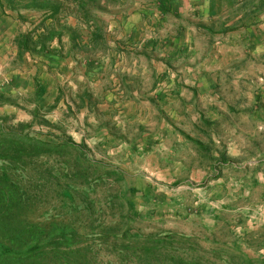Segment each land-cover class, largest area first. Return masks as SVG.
Masks as SVG:
<instances>
[{"label": "rangeland", "instance_id": "rangeland-1", "mask_svg": "<svg viewBox=\"0 0 264 264\" xmlns=\"http://www.w3.org/2000/svg\"><path fill=\"white\" fill-rule=\"evenodd\" d=\"M117 1L99 16L105 21L106 45L93 57L103 63V79H87L77 65L58 72L57 83L61 98L72 105L80 91L92 103L89 89L116 97L110 115H96L95 125L108 137L82 128L78 112L55 114L54 106L46 105L49 94L42 99L36 81L31 92L0 82L17 103L0 107V131L22 123L53 143L64 136L81 143L73 132L85 138L95 160L122 174L113 190L128 203L123 225L135 235L195 236L208 248L206 238L213 232L249 258L264 256V11L234 31L217 34L222 23L235 24L250 0H232L209 16L187 3L179 10L177 0ZM134 3L147 8L149 24L141 33L147 42L150 38L151 50L126 48L123 19L115 18ZM114 23L119 27L115 33L110 28ZM198 23L215 34L196 28ZM18 24L19 30L31 27ZM80 31L86 42L90 30L81 25ZM209 75L216 77L215 86L199 92L211 84ZM128 101L139 105L136 111L122 106ZM212 114L219 123L209 122ZM97 191L94 197L104 200L102 189ZM102 208L106 221L118 218V208Z\"/></svg>", "mask_w": 264, "mask_h": 264}, {"label": "trees", "instance_id": "trees-1", "mask_svg": "<svg viewBox=\"0 0 264 264\" xmlns=\"http://www.w3.org/2000/svg\"><path fill=\"white\" fill-rule=\"evenodd\" d=\"M0 1L17 12L20 22L27 21L19 13L22 10L43 13L37 25L16 35L18 61L25 54H49L86 57V63L96 61L95 52L106 45L100 14L118 2ZM241 10L235 24L222 23L217 34L234 31L261 14L264 0L247 1ZM69 17L76 25L68 23ZM81 25L90 30L86 42ZM195 27L215 34L212 27L199 23ZM54 41L57 47L52 46ZM15 99L0 88V107L17 106ZM122 179L117 169L95 160L83 142L75 143L67 136L55 143L43 140L31 124L19 123L0 131V264H264V256L249 258L213 232L206 238L208 248L195 236L133 234L123 225L128 203L113 190V184ZM97 189H102L104 200L94 197L99 195ZM108 205L119 209L117 219H104L102 206Z\"/></svg>", "mask_w": 264, "mask_h": 264}, {"label": "crops", "instance_id": "crops-1", "mask_svg": "<svg viewBox=\"0 0 264 264\" xmlns=\"http://www.w3.org/2000/svg\"><path fill=\"white\" fill-rule=\"evenodd\" d=\"M231 1L232 0H177L176 4L177 9L179 8L180 10L182 9L181 3L183 5L187 3V8L197 11L201 9L200 11L204 13L203 15L209 16L218 14L219 11L225 10L232 4ZM195 4L197 5V7L195 6ZM146 10L147 8L144 5L139 6V4L134 3L131 11H128L127 14H117V16H115V18L117 19H123L122 21H120L121 29H123L124 34L127 35L125 39H128L127 43L129 44V46L127 45L126 48L131 47L132 49V47L134 48L135 46H142L144 50L145 48L147 50H151L150 38L147 42L146 35L144 34L146 33V23H148L145 22L148 18V13L145 12ZM148 11L151 12L150 10ZM19 13L25 16L27 19L26 22L21 23H24L25 25L27 24L31 27H26V29L22 28V30H19V28L21 27H19L18 24L20 21L18 19L17 12L10 10L5 3L0 1V82L6 85H11L10 88H14L19 92H31L33 83L35 81L39 82L42 86V90L40 92L41 96L42 94H45L46 97L49 94V99L47 100L46 98V100L48 101L46 105L52 104L55 108L53 110L55 111V114H68L69 112L74 111L76 114V112H78L77 114H79V117L76 116V118L82 128L89 129L88 127H92L95 129L97 136L100 137L104 135L105 138L108 137L105 130L101 128V125L96 126L95 124L97 123L96 117H99L98 114L102 113L106 116L110 115L113 107H117L115 103L116 97L112 93H102L101 90L96 92L95 90L89 89L87 90V93L90 94L89 98H91L90 100L92 102L90 103L80 91L76 93L75 96H79L76 100H74V105H72L67 102V99L66 101H64L65 97L61 98L59 89H57V83L60 80L58 79L60 78L58 72H69V70L76 69L77 65H79V68L85 71L83 72V74L87 79H94L99 82L104 77V72H101L103 63H100L99 61H89L88 63H86V57H80V59H72L70 57L60 58L49 54L43 56L25 54L23 56V60L21 62L18 61L17 49L14 44L16 35L19 32H25L37 25L40 22L43 14L42 12L23 10ZM72 21L76 22L73 17H69L68 23L73 25L71 23ZM150 25H152V23H150ZM110 28L112 29V31L114 30L115 33L117 28L119 27H117V25L114 23L110 26ZM141 32L144 33L142 34ZM116 39L120 40L121 36L116 37ZM119 42H115L113 45H119ZM52 46L57 47V42L54 41L52 43ZM16 66H19L20 68ZM92 71L95 73H93ZM208 78L212 79L211 84H209L206 88L204 87L205 89L202 87L199 92H208L212 89L211 87L215 86L216 77H214V75H209ZM198 86L200 87L201 85H197V87ZM135 95L141 97L139 96L140 93ZM41 98L44 99L43 96ZM64 102H66L67 106L64 104ZM92 104H94L95 106H92ZM127 105L129 106L130 111H136L138 104L136 105L135 102L128 101L125 103V105L122 106ZM74 107L76 109H74ZM211 116L212 118L209 122L217 121V116L213 114ZM217 122L219 123V121ZM78 131L83 132V130ZM72 137L76 142L85 143L86 141L85 138H83L81 135H78L76 132H73ZM75 137L78 138V140Z\"/></svg>", "mask_w": 264, "mask_h": 264}]
</instances>
